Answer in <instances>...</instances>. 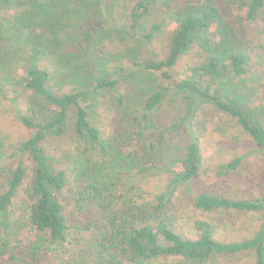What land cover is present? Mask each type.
<instances>
[{"label":"trees","instance_id":"16d2710c","mask_svg":"<svg viewBox=\"0 0 264 264\" xmlns=\"http://www.w3.org/2000/svg\"><path fill=\"white\" fill-rule=\"evenodd\" d=\"M72 1L77 2L73 9L77 8L79 13L73 15L72 21L75 19V22L72 25L76 24L82 32V38L75 42V49L88 53L100 31L111 28L108 25L112 20L116 21V10H120L122 13L118 15L126 16L135 48L143 45L146 48L144 53L149 56L135 60L132 65L160 74L169 85L166 89L152 92L136 108L135 124L140 127L131 131L132 143L128 145L129 148L134 142L140 144L141 147L136 146L134 158L139 157L138 151H143L140 155L146 163H151H142L134 168V172L127 173V180L133 183L130 189L137 187V181L152 175L165 177L161 192L142 205L127 197L125 202L129 210L121 215H109L104 209L107 210L110 204L103 203L102 199L109 187L101 189L94 182L88 183L87 189L97 191L100 198L91 193L83 199L90 201L94 211H101V217L89 223L88 243L71 264H157L160 261L208 264L215 257L243 253L253 254L255 264H264V192L250 199L217 192H187L186 187L199 177L204 160L200 137L206 131L202 126L206 113L202 110L196 115L199 119L194 118L184 125L185 143L174 147H167L165 133L175 131L176 123L170 122L165 130L166 124L161 118L164 108L170 111L177 123H182L183 118L177 114V108L186 105L187 97L198 96L208 100L219 119L231 122L256 147L254 152H243L242 138L233 135L226 147L228 155L220 159L218 174H233L252 155H258L264 162V122L255 117L256 111L246 110L216 94L221 84L233 83L235 78L247 73L251 49L237 22L246 19L252 23H264V0ZM57 2L11 0L6 3L8 14L3 15L0 0V47L7 71L19 86L38 97L52 112L50 117H39L28 101L25 108H21L16 102L20 95L15 91L17 95L12 102L16 119L31 134L17 143L16 152L12 154L8 152H12L13 146L6 150L5 142L0 140V163L5 159L17 161L16 166L10 169L8 179L0 183V264L28 263L21 256L24 253L21 251L22 231L30 238L27 253L36 262L43 252H58L67 242L69 217L62 202V193L71 179L66 169L55 166L47 150L49 141L69 135L85 156L107 146L100 124L85 106L84 91L80 87L68 92L54 88L56 74L36 64L51 61L61 45L74 36L71 26L66 23L67 15L61 13L63 10ZM84 8H91L96 15L94 27L80 26L76 20L82 18ZM243 12H246L245 17ZM186 57L191 58L190 62H185L181 70L180 63ZM121 83L116 77H99L94 88L113 93L119 104L124 105V96L119 90ZM261 85L264 93V81ZM175 101L176 107L171 109L170 105ZM24 158L32 165L27 166ZM87 174L88 167L78 174L81 186L86 184ZM25 181H28L25 188L27 217L14 221L15 199ZM184 198L195 210L208 216L215 215L220 221L231 219L229 217L233 214L252 213L260 215L261 224L252 236L240 238L230 231L219 233V226L211 222L198 221L195 227L197 237L190 238L157 215ZM140 215L148 216L143 218ZM13 241L16 245L11 246Z\"/></svg>","mask_w":264,"mask_h":264},{"label":"rangeland","instance_id":"374dc122","mask_svg":"<svg viewBox=\"0 0 264 264\" xmlns=\"http://www.w3.org/2000/svg\"><path fill=\"white\" fill-rule=\"evenodd\" d=\"M9 1L11 0H1L3 15L8 14L9 8L6 3ZM75 3L77 2L72 0H58L57 2L63 10L61 13L67 15L66 23L71 26L74 36L61 45V49L52 57L51 61L44 64L37 62L36 64L46 67L56 74L54 88L68 92L72 88L80 87L84 91L85 106L100 124L101 130L104 132L105 146H107L85 156L81 154L78 144L70 140L69 135L49 141L47 150L53 158L55 166L66 169L71 179L70 184L65 187L62 193V202L69 217L70 229L64 246L58 252H43L37 262L27 253L28 239L30 238L25 231H22L21 251L24 253L21 256L26 258L27 264H71V261L79 257L80 249L88 243L90 237V232L87 230L89 223L101 217V211H94L90 201L86 198L83 199V197L90 196L91 193L92 195L96 194L97 199L100 198L97 191L87 189L88 183L94 182L101 189L109 187V190L104 191L106 195L102 196L103 203L110 204L104 211L109 215L110 213L121 215L129 210L125 202L127 197L137 201L139 205L148 203L155 194L161 192V187L165 182V177L148 175L141 182L137 181V187L130 189L133 183L127 180V173L142 163L151 164L150 162L146 163L143 155H140V152L143 153V151H138L137 156L139 157L134 158L136 146L141 147L140 144L134 142L128 148V145L132 143L131 131H136L140 127L135 124L136 108L142 105L145 97L155 90L166 89L169 85L168 82L162 79L158 73L152 74L132 65L135 60H144L149 56L146 52L144 53L146 48H143V45H138L139 49L135 48L136 44L132 42L131 34L128 31L126 16L118 15L122 13L120 10H116V21L112 20L108 25L111 28L100 31V36L94 40L88 53H81L77 48L75 49L76 43L82 38L81 28L76 27V24L72 25L73 21L75 22V19L72 21L73 15L79 14L77 8L73 9ZM84 10L82 18L76 20L79 21L80 26L94 27L96 15L91 8H84ZM245 16L246 12H243V17ZM237 26L241 33L246 35L250 46L252 55L250 65L244 76L235 78L233 83L228 81L221 84L216 94L234 104H240L246 110L256 111L255 117L264 122V93L261 85L264 81V56L262 55L264 53V23L263 21L252 23L243 19L240 23L237 22ZM82 31L86 33V30L82 29ZM190 59V57H186L180 63L181 70H183L185 62H190ZM5 69L7 71V65L0 47V140L5 142L6 150L13 146L12 152H8V154H12L16 152L17 143L29 138L31 134V131L16 119L15 107L12 102L17 95L15 91L17 90L20 95V99L16 102L21 108H25L26 101H28L29 105L31 103L32 107L36 109L39 117H50L52 112L38 97L19 86L10 72H4ZM99 77L120 79L122 83L119 90L124 96V105L119 104L113 93L95 90L96 79ZM185 103V106L177 108V114L183 118L182 123H177L176 118L171 115L169 110L164 108L161 110L164 114L161 118L166 124L165 130L170 122L176 123L175 131L165 133L167 147L183 145L184 138L187 137L184 125L194 118L199 119L196 115L200 114L202 110L206 113L205 119L202 120V126L206 128V131L200 137L202 146H204L202 168L199 177L185 190L189 193L217 192L249 199L264 192V162L258 155L250 156L233 174L225 176L218 174L217 167L221 157L228 155L226 147L230 145L229 141L232 140V136L237 135L242 138L241 147L245 153L256 150L250 138L242 135L227 119H219V115L213 109L210 101L198 96H189L185 99ZM176 104L177 101L170 105V108L176 107ZM181 110H184V113ZM163 150L167 151L165 147ZM24 161L27 166L32 165L31 161L26 158ZM16 164L15 159H5L3 163H0V183L8 179L10 169L14 168ZM87 167L86 184L81 186L77 177ZM27 186L28 181H25L15 199L14 221H22L27 217L28 207L25 195ZM80 191H83L82 195ZM157 215L172 223L177 230L182 231L190 238L197 237L198 232L195 227L198 221L211 222L219 226V233L230 231L240 238L252 236L261 224L260 215L252 213L233 214L229 217L231 219L220 221L215 215L208 216L200 210H195L187 198L178 199L174 206L161 214L157 213ZM147 216H143V218ZM1 245L2 240H0V247ZM14 245H16V241L11 242V246ZM157 264L173 263L160 261ZM208 264H255V262L253 254L243 253L235 256L215 257Z\"/></svg>","mask_w":264,"mask_h":264}]
</instances>
